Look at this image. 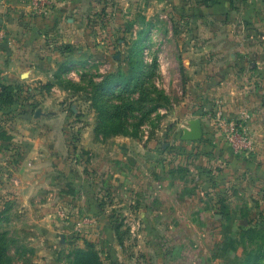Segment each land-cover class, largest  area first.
Returning a JSON list of instances; mask_svg holds the SVG:
<instances>
[{
  "label": "rangeland",
  "instance_id": "374dc122",
  "mask_svg": "<svg viewBox=\"0 0 264 264\" xmlns=\"http://www.w3.org/2000/svg\"><path fill=\"white\" fill-rule=\"evenodd\" d=\"M201 2L51 0L22 30L14 23L17 69L0 100L10 143L0 149V264H70L72 225H110L127 264H241L264 238L248 229L264 226V146L234 155L211 132L218 106L231 121L252 114L250 95L232 119L212 93L252 89L264 23H244L254 7ZM194 120L204 138L182 140ZM137 141L156 164L145 199L132 190L145 168Z\"/></svg>",
  "mask_w": 264,
  "mask_h": 264
},
{
  "label": "crops",
  "instance_id": "0c3cea01",
  "mask_svg": "<svg viewBox=\"0 0 264 264\" xmlns=\"http://www.w3.org/2000/svg\"><path fill=\"white\" fill-rule=\"evenodd\" d=\"M51 0H46L45 3H39V0H0V84L3 86H8V77H12L13 73L17 69V63L15 59H17V54L20 52V47L18 44H16L15 39L21 38L22 35L15 34L14 30H22L24 22H30L32 19L31 16L33 14L38 15H44L49 12L47 10V5L50 4ZM202 1V5H215L218 7H254V10L251 11V14H248V17L246 16L244 23L252 24L256 22H261L262 25L264 23V17L261 16L259 13H257V9L260 6H264V0H200ZM190 4V3H189ZM188 4V5H189ZM42 8H39L40 6H43ZM55 10L53 8L52 12ZM33 13V14H32ZM253 13V14H252ZM231 15L225 14V19L230 18ZM19 22L18 28L15 29L14 23ZM260 31V38L264 40V27L262 29H259ZM14 31V32H13ZM18 32V31H16ZM249 35L252 33L249 32ZM256 35V33L254 34ZM18 36V37H16ZM231 38H236L235 33L233 35H229ZM232 46L234 44H231ZM19 47V48H18ZM231 46L229 47L230 50ZM234 52H236V49H234ZM259 55H264V43L259 47L258 49ZM261 60H258L257 62L250 63L249 67L254 68L255 70H258V74H254L252 76H249L248 78V85H251V88H248L246 91V94L243 92L242 94L238 91V89L233 86L227 87V90H229L227 95V90L225 88L219 89L216 88V91H213V96L215 99H222L223 105L225 106V110L228 113V116L232 119L238 118L239 113L241 110L240 101L241 98H248L249 95L252 97V102L254 107H251V113L255 115V117L249 116V120L251 121V128H250V136L252 137L253 144H256L259 147L264 146V56L263 58H260ZM15 61V62H14ZM235 87V88H234ZM207 94V93H206ZM205 96V95H204ZM251 100V99H250ZM242 116H240L239 119L235 121H239L242 119ZM257 123L254 121L257 120ZM260 119V120H259ZM248 120V121H249ZM247 121V122H248ZM260 121L259 125L258 122ZM193 122V121H192ZM191 122V123H192ZM245 123V126L247 124ZM190 123V124H191ZM201 123V122H200ZM215 123L212 121L211 123V132L213 131L216 133V128L214 127ZM202 132L204 134V124L201 123ZM247 128V126H246ZM190 129L187 128V130ZM248 130V129H247ZM7 135V133H6ZM204 138V135L202 136ZM202 140V139H201ZM262 141V142H261ZM10 143H2L0 140V149H7ZM27 146V145H26ZM131 150L135 153V157L139 158L143 162V166H145L143 172L137 173V180L132 186V190H134V194H136L137 197L141 196L143 199L152 197L153 194L149 191H142V187L144 184H152L153 178L151 174V168L154 167L155 161H153V151L147 152L148 159L143 160L142 156L138 155L135 150H138L139 153H144L145 146L142 145L139 141L137 142H131ZM28 147V146H27ZM32 148V147H28ZM23 149V148H21ZM151 145H148V150H151ZM153 150V149H152ZM127 153V152H126ZM132 153V154H134ZM13 152L10 154V160ZM146 154V153H145ZM106 153L102 152L101 159L104 160V157ZM129 154L127 153V156ZM129 157V156H128ZM127 157V158H128ZM130 158V157H129ZM32 164V163H31ZM147 166V168H146ZM118 175L116 174L115 177ZM146 192V193H145ZM148 192V193H147ZM222 200H220V212H222L223 217L225 220L228 219V217L231 216V212L229 213L227 210V205L224 203H221ZM61 229V227H59ZM72 230V233L74 234L71 246V253H70V264L74 263V255L77 252L87 251L91 246L94 247V249L98 252L99 259L102 262V264H127V260L131 259L128 258L127 254L124 252L122 253L120 247V242L116 238L115 234L111 231L110 225H72L70 228ZM248 229H251L253 231L255 230H261V234H264V226L258 227V226H252ZM54 229H52L53 231ZM95 230V231H94ZM81 234V236H80ZM86 234V236H85ZM54 236L56 237V234L54 232ZM100 236V237H99ZM55 239V238H54ZM41 240V239H38ZM86 240V241H84ZM95 243V246L93 245ZM149 243H154V240L147 239L143 243L142 240H139L136 242V245L138 246L139 252L145 253L149 252L148 246ZM234 244L238 247L242 246L244 247L243 243L240 242L236 243L234 241ZM91 245V246H90ZM240 245V246H239ZM247 253L244 254V256L241 259H238L239 262L243 264H264V239L256 244L254 248L246 249ZM147 256V255H146ZM68 255L65 260L67 259ZM136 257L137 264H144L141 263V260H139V257ZM65 260H62L61 263L63 264ZM38 264H57L54 263L51 260L44 261V256L42 258V262ZM146 264H151V261H149Z\"/></svg>",
  "mask_w": 264,
  "mask_h": 264
},
{
  "label": "built area",
  "instance_id": "2783aa9c",
  "mask_svg": "<svg viewBox=\"0 0 264 264\" xmlns=\"http://www.w3.org/2000/svg\"><path fill=\"white\" fill-rule=\"evenodd\" d=\"M46 0H39V3H45ZM40 6L39 8H42ZM1 92V89H0ZM249 116L243 114L239 121H231L224 117L221 107L214 111V123L218 134H220L234 155H243L253 150L254 144L252 137L248 133L245 123Z\"/></svg>",
  "mask_w": 264,
  "mask_h": 264
},
{
  "label": "trees",
  "instance_id": "16d2710c",
  "mask_svg": "<svg viewBox=\"0 0 264 264\" xmlns=\"http://www.w3.org/2000/svg\"><path fill=\"white\" fill-rule=\"evenodd\" d=\"M133 72L136 73V70H134ZM133 75L134 74L126 77L122 81L121 80H115L113 82V84L116 87H122L128 83V81L132 78ZM0 89H1V92H0V100H1L7 96L8 87L0 84ZM251 231H253V230H251ZM90 248L87 251L77 252L74 255V263L73 264H102V262L100 261V259L98 257V254L96 252L92 251ZM241 264H243V263H241Z\"/></svg>",
  "mask_w": 264,
  "mask_h": 264
},
{
  "label": "water",
  "instance_id": "95a60500",
  "mask_svg": "<svg viewBox=\"0 0 264 264\" xmlns=\"http://www.w3.org/2000/svg\"><path fill=\"white\" fill-rule=\"evenodd\" d=\"M203 132L201 128V123L199 120H194L190 124V129L185 130L182 135V140L187 142H197L202 139Z\"/></svg>",
  "mask_w": 264,
  "mask_h": 264
}]
</instances>
